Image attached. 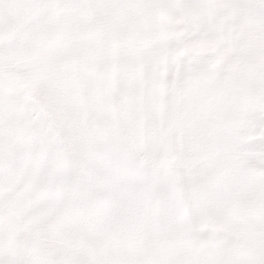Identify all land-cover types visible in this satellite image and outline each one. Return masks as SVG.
I'll return each mask as SVG.
<instances>
[{"label": "snow or ice", "instance_id": "obj_1", "mask_svg": "<svg viewBox=\"0 0 264 264\" xmlns=\"http://www.w3.org/2000/svg\"><path fill=\"white\" fill-rule=\"evenodd\" d=\"M0 264H264V0H0Z\"/></svg>", "mask_w": 264, "mask_h": 264}]
</instances>
